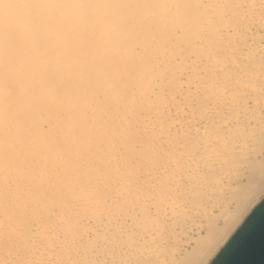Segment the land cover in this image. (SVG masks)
Returning <instances> with one entry per match:
<instances>
[{
    "label": "bare ground",
    "instance_id": "6f19581e",
    "mask_svg": "<svg viewBox=\"0 0 264 264\" xmlns=\"http://www.w3.org/2000/svg\"><path fill=\"white\" fill-rule=\"evenodd\" d=\"M264 195V0H0V264H207Z\"/></svg>",
    "mask_w": 264,
    "mask_h": 264
},
{
    "label": "water",
    "instance_id": "95a60500",
    "mask_svg": "<svg viewBox=\"0 0 264 264\" xmlns=\"http://www.w3.org/2000/svg\"><path fill=\"white\" fill-rule=\"evenodd\" d=\"M207 264H264V195Z\"/></svg>",
    "mask_w": 264,
    "mask_h": 264
}]
</instances>
